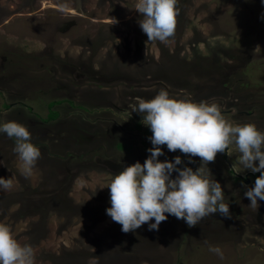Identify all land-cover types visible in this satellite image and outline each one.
<instances>
[{
	"label": "rangeland",
	"instance_id": "374dc122",
	"mask_svg": "<svg viewBox=\"0 0 264 264\" xmlns=\"http://www.w3.org/2000/svg\"><path fill=\"white\" fill-rule=\"evenodd\" d=\"M136 3L0 0V124L26 126L41 152L25 177L14 139L0 133V178H13L0 191V222L32 246L34 264H264V237L251 221L264 201L250 207L244 186L254 181L235 174L253 172L239 164L234 143L207 165L230 218L217 212L189 227L166 213L158 231H149L153 219L124 233L107 215L114 175L143 164L153 147L133 111L136 98L164 89L171 98L216 103L227 121L264 132V2L177 0L166 42L148 41ZM62 100L72 105L44 123L48 104ZM162 150L161 162L180 156L181 169L201 166L199 157Z\"/></svg>",
	"mask_w": 264,
	"mask_h": 264
},
{
	"label": "clouds",
	"instance_id": "9594fccd",
	"mask_svg": "<svg viewBox=\"0 0 264 264\" xmlns=\"http://www.w3.org/2000/svg\"><path fill=\"white\" fill-rule=\"evenodd\" d=\"M60 7L61 11L66 10V5ZM135 8L142 16L138 24L149 42H166L174 36L177 0H137ZM136 99L133 111L141 114V122L150 128L152 135L148 139L153 147L148 149L150 156L143 164L136 162L125 167L107 187L111 204L107 215L122 226V232L135 231L153 219L155 223L149 224V231H158L168 219L166 213L184 220L189 227L217 212L230 218L223 188L210 178L207 165L233 143L241 154L239 164L260 173L253 187L244 186L250 207L255 208L258 200L264 201V132L255 124H233L224 118L216 103L171 98L164 89L151 99ZM0 133L14 139L13 151L22 162L21 174L30 176L41 152L31 142L28 128L15 121L4 122L0 124ZM164 145L170 152L179 150L190 157H199L201 166L195 171L191 167L181 169L177 167L183 163L180 156L175 157L174 163L161 162ZM192 162L190 159L189 163ZM174 172L178 173L175 179ZM12 187L13 178H0V191ZM209 251L223 259L219 247L209 246ZM0 264H34L32 246L19 243L3 222H0Z\"/></svg>",
	"mask_w": 264,
	"mask_h": 264
},
{
	"label": "trees",
	"instance_id": "16d2710c",
	"mask_svg": "<svg viewBox=\"0 0 264 264\" xmlns=\"http://www.w3.org/2000/svg\"><path fill=\"white\" fill-rule=\"evenodd\" d=\"M64 103H69L72 105V103L68 100H62V101H52L48 104V111H49V114H48V118L43 120L44 123H48V122H53V121H57L59 118H60V114L58 111L55 110V108L61 106L62 104ZM9 108V106L7 107ZM32 110V109H30ZM137 128L138 130H142V123L141 122H138L137 123ZM144 134L147 136V137H150L152 135V132L149 129L145 130L144 131ZM121 149H125V147L123 146H120ZM55 198H52V201H54Z\"/></svg>",
	"mask_w": 264,
	"mask_h": 264
},
{
	"label": "flooded vegetation",
	"instance_id": "af4514ba",
	"mask_svg": "<svg viewBox=\"0 0 264 264\" xmlns=\"http://www.w3.org/2000/svg\"><path fill=\"white\" fill-rule=\"evenodd\" d=\"M257 3H263L262 2V0H255ZM258 173H251V174H248V177H249V179H250V181H251V183L254 181L255 182V178H256V175H257ZM236 176H237V178H239L242 182H246V180H245V177H243V176H241V178L240 177H238V176H240V175H237V174H235ZM247 176V175H246ZM243 177V178H242ZM263 206V205H262ZM260 207L259 209H258V213H257V217H256V220H255V218L253 217V219H251V221L252 222H254L255 223V225L256 226H258L259 228H260V230L257 232V235L258 236H263L264 237V208L263 207ZM252 218V217H251Z\"/></svg>",
	"mask_w": 264,
	"mask_h": 264
},
{
	"label": "water",
	"instance_id": "95a60500",
	"mask_svg": "<svg viewBox=\"0 0 264 264\" xmlns=\"http://www.w3.org/2000/svg\"><path fill=\"white\" fill-rule=\"evenodd\" d=\"M225 151L227 152V150H225ZM226 159H227V155H226ZM259 175H260V173H258V174L256 175V178H257ZM238 177L241 178V176H238ZM242 178H243V177H242ZM256 178H255V180H256ZM245 180H246V183H247V184H250L251 181H250L248 175L245 176Z\"/></svg>",
	"mask_w": 264,
	"mask_h": 264
}]
</instances>
